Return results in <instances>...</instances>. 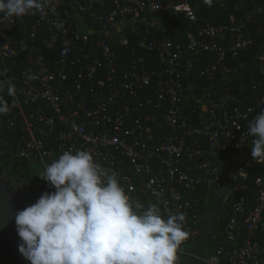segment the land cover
Returning a JSON list of instances; mask_svg holds the SVG:
<instances>
[{
    "label": "built area",
    "instance_id": "1",
    "mask_svg": "<svg viewBox=\"0 0 264 264\" xmlns=\"http://www.w3.org/2000/svg\"><path fill=\"white\" fill-rule=\"evenodd\" d=\"M163 11L184 13L197 29L163 35ZM229 21L203 24L192 0H57L45 19L0 24V80L15 85L14 96L0 92L10 107L0 116L2 176L30 206L55 191L39 177L47 165L90 151L133 202L156 204L165 219L185 215L175 264L191 256L186 247L224 182L218 217L223 209L229 219L202 264H264V164L252 186L246 135L264 108L255 95L264 86V3ZM241 191L250 197H232ZM0 264L10 261L0 254Z\"/></svg>",
    "mask_w": 264,
    "mask_h": 264
},
{
    "label": "clouds",
    "instance_id": "2",
    "mask_svg": "<svg viewBox=\"0 0 264 264\" xmlns=\"http://www.w3.org/2000/svg\"><path fill=\"white\" fill-rule=\"evenodd\" d=\"M56 3L0 0V24L37 12L45 19L55 14ZM53 23L57 29L64 26ZM5 87L9 96L15 95L10 80H0V92ZM9 111L0 96V116ZM246 135L253 138V159L264 164V108L249 122ZM39 177L55 191L15 216L18 251L30 264H175L188 236L185 215L169 212L165 219L156 204L145 208L133 202L117 174L95 162L90 151H65Z\"/></svg>",
    "mask_w": 264,
    "mask_h": 264
},
{
    "label": "trees",
    "instance_id": "3",
    "mask_svg": "<svg viewBox=\"0 0 264 264\" xmlns=\"http://www.w3.org/2000/svg\"><path fill=\"white\" fill-rule=\"evenodd\" d=\"M264 0H210V3H205L204 0H192V6L195 13L200 18L203 24L210 22L215 25H225L228 24L230 21V16L235 15L236 17L240 18L244 16L249 11L253 10L256 6L262 5ZM156 22L162 23L166 25V30L163 35H167L170 37H176V34L179 31L185 32L188 30L189 32H194L197 29V26L194 25L189 19L186 18L184 13L176 14L174 11H163L160 12L156 19ZM117 50H121L120 48H116ZM128 53V52H127ZM125 52V55H127ZM252 56H250L251 58ZM252 68V65L249 66ZM256 78L261 79L264 76L257 74ZM251 79V78H250ZM257 99L264 98V86L260 87L258 91L255 92ZM253 167L252 172L250 173V177L247 179L253 186V180L260 175V169L262 164H258L252 157ZM249 196L248 192H237L232 197L234 199H240L241 197ZM212 207V205H211ZM206 212V213H205ZM204 212V219L201 223V228L204 225V220L207 218L208 214L207 211ZM228 217L224 215V211L222 209L220 216L217 219L218 225L216 228L209 233V236L202 245L201 257H211L215 254L216 249L218 248L216 242L213 240V234L218 231L222 230L228 222ZM195 241H193L189 247H186L187 251L192 252V249L195 247ZM3 246V242L0 239V254L6 256V258L12 263V258L10 256L9 251H1V247Z\"/></svg>",
    "mask_w": 264,
    "mask_h": 264
},
{
    "label": "water",
    "instance_id": "4",
    "mask_svg": "<svg viewBox=\"0 0 264 264\" xmlns=\"http://www.w3.org/2000/svg\"><path fill=\"white\" fill-rule=\"evenodd\" d=\"M3 172L0 167V239L3 242L1 251L10 252L13 264H30L18 251L21 241L15 225L16 213L28 207L27 198L21 187H16L2 176ZM227 192L226 184L221 183L214 196L213 207L208 213L209 219L205 221L201 234L195 242V247L192 249L191 256L186 259L185 264H202L200 258L203 242L217 226L216 220L221 210L223 194Z\"/></svg>",
    "mask_w": 264,
    "mask_h": 264
},
{
    "label": "flooded vegetation",
    "instance_id": "5",
    "mask_svg": "<svg viewBox=\"0 0 264 264\" xmlns=\"http://www.w3.org/2000/svg\"><path fill=\"white\" fill-rule=\"evenodd\" d=\"M15 185H16V184H15ZM16 187L20 188V186H19V185H16Z\"/></svg>",
    "mask_w": 264,
    "mask_h": 264
}]
</instances>
